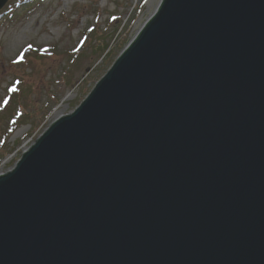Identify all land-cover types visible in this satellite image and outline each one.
<instances>
[{
  "label": "water",
  "instance_id": "obj_1",
  "mask_svg": "<svg viewBox=\"0 0 264 264\" xmlns=\"http://www.w3.org/2000/svg\"><path fill=\"white\" fill-rule=\"evenodd\" d=\"M0 264H264V0H162L0 175Z\"/></svg>",
  "mask_w": 264,
  "mask_h": 264
},
{
  "label": "rangeland",
  "instance_id": "obj_2",
  "mask_svg": "<svg viewBox=\"0 0 264 264\" xmlns=\"http://www.w3.org/2000/svg\"><path fill=\"white\" fill-rule=\"evenodd\" d=\"M14 1L0 10V175L15 168L56 114L75 111L161 2ZM66 93L71 98L62 104Z\"/></svg>",
  "mask_w": 264,
  "mask_h": 264
},
{
  "label": "bare ground",
  "instance_id": "obj_3",
  "mask_svg": "<svg viewBox=\"0 0 264 264\" xmlns=\"http://www.w3.org/2000/svg\"><path fill=\"white\" fill-rule=\"evenodd\" d=\"M162 1V0H161ZM160 4H161V2H160ZM160 4H159V6H160ZM159 8V7H158ZM158 8H157V10H158ZM69 98H71V94L70 93H66L65 94V96L63 97V99H62V104L66 101V100H68ZM61 118V114L60 113H58V114H56L55 115V120H54V122H56L58 119H60ZM16 137H17V134H14L13 135V137H12V140H15L16 139ZM41 137V136H40ZM4 164H6V162L4 163ZM15 169V168H14ZM13 169V170H14ZM13 170H11V171H9V172H12ZM8 172V173H9Z\"/></svg>",
  "mask_w": 264,
  "mask_h": 264
},
{
  "label": "trees",
  "instance_id": "obj_4",
  "mask_svg": "<svg viewBox=\"0 0 264 264\" xmlns=\"http://www.w3.org/2000/svg\"><path fill=\"white\" fill-rule=\"evenodd\" d=\"M24 1V0H23ZM23 1L21 0H17V1H14V4H16L17 6L18 5H22ZM14 4H12L11 6H9L8 8L4 9L3 12L1 14H5L8 10L10 11L11 8L14 6ZM11 14V13H10Z\"/></svg>",
  "mask_w": 264,
  "mask_h": 264
}]
</instances>
